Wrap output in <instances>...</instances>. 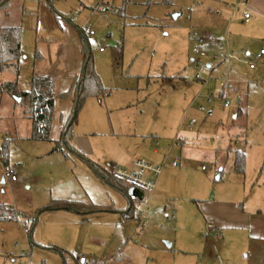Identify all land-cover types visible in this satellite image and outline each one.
I'll return each instance as SVG.
<instances>
[{"label": "rangeland", "instance_id": "obj_1", "mask_svg": "<svg viewBox=\"0 0 264 264\" xmlns=\"http://www.w3.org/2000/svg\"><path fill=\"white\" fill-rule=\"evenodd\" d=\"M241 1L11 2L8 21L21 24V56L17 76L0 71V84L16 80L18 90L27 91L33 74L50 75L58 96L79 73L85 47L105 94L84 99L70 145L106 168L131 173V164L142 162L160 173L143 175L155 187L140 222L141 208L132 220L103 213L86 217L82 226L73 215L42 211L51 200L92 201L119 211L128 201L97 181L76 155L64 148L66 155L53 152L73 107L72 93L55 99L50 141L29 139L30 123L19 106L0 97V146L8 140L7 160L17 176L11 184H1L0 176V204L16 215L0 221V264H76V256L101 264L121 249L130 264H196L210 232L208 211L215 209L246 220L244 227L229 222L219 230L227 246L218 258L231 263L250 252L259 262L264 256V58L254 62L258 51L229 50L227 42L236 34L222 16L209 13ZM85 27L94 35H84ZM192 61L200 66L194 68ZM238 108L243 116L235 118ZM190 120L195 122L189 129ZM237 150L245 153L243 175L233 170ZM93 236L104 242L92 246Z\"/></svg>", "mask_w": 264, "mask_h": 264}, {"label": "trees", "instance_id": "obj_2", "mask_svg": "<svg viewBox=\"0 0 264 264\" xmlns=\"http://www.w3.org/2000/svg\"><path fill=\"white\" fill-rule=\"evenodd\" d=\"M12 1L13 0H0V71L11 70L15 72L17 76L19 69L18 64L21 56L22 27L18 22L11 23L8 21L9 14L7 10ZM81 55L80 71L78 74L72 76L71 84L67 92H62L58 96L55 95L54 80L50 75L33 74L27 91H19L16 80L1 83L0 97H9L13 101L14 106H19L21 116L30 123L29 139L35 141H50V128L53 119L55 99H65L72 93L73 107L68 118L59 128V136L58 140L54 141L53 152H60L66 155L65 151L62 149L64 148L71 154L76 155L83 160L102 181L113 185L127 196L128 186L123 180L116 178L110 170L104 169L98 163L85 158L70 145V139L73 137L72 129L84 99L88 97L98 98L105 94V90L95 73L90 52L85 47H82ZM35 57L40 58L37 54ZM234 115L236 118L243 116L242 109L238 108ZM8 150L9 142L5 139L0 146V156L7 158ZM244 165L245 153L237 150L233 162L234 172L238 175H243ZM97 210L98 207L90 202L74 200H51L50 203L42 209V211H68L80 215H87ZM134 210L135 207L129 201L126 216H132ZM15 219V211L10 206L0 204V221H12ZM132 219H134V216H132ZM32 223L34 224V222Z\"/></svg>", "mask_w": 264, "mask_h": 264}, {"label": "crops", "instance_id": "obj_3", "mask_svg": "<svg viewBox=\"0 0 264 264\" xmlns=\"http://www.w3.org/2000/svg\"><path fill=\"white\" fill-rule=\"evenodd\" d=\"M220 10H221L220 11L221 13L218 16H220V17L222 16L224 18V20H226V21H224V20L223 21L225 23H227V28L229 30L231 29L232 31H234V33L237 36V37H234L233 40H231V43H230V41L227 42V47H228V45L230 46L229 50L234 49L236 52H237V50L239 52L241 50H245L247 52L246 55L250 54L249 53L250 50H252L254 52L258 51L254 56V62L263 59L264 54L258 59L256 57L260 53V51L264 50V0H242L240 3L237 2V5L235 7L227 8V5H226L224 8H222ZM244 13L249 14V19L247 21L243 20ZM227 34H228V32H227ZM240 34H243L244 37L239 38ZM227 40L228 39L226 38V41ZM250 69H252V68H250ZM153 151H154V153H157L156 150H153ZM122 163H123V161L120 163L118 162L117 164L121 165ZM107 166L112 167L115 165L108 164ZM101 167H103L104 169H107V170H110V168H111V167L106 168L105 166H102V165H101ZM131 167H132V164H131ZM89 169L97 181H99L100 183H102L104 185H107L108 187H111L112 189H114V190L118 191L119 193H121L122 195H124L128 201V206H129L128 197L124 193H122V191H120L119 189H117L113 185L102 181L90 167H89ZM146 178L148 179L149 177L147 176ZM14 183H16V182H14ZM74 201H79V200H74ZM88 202L97 206L98 210L93 212V213H89L87 215H80V214L68 212V211H48V212L67 213V214L73 215L74 217H76L74 219H76V222L79 223V226H82L85 223L84 221L87 220V219H85L86 217L92 216V215L94 216V215H98V214H103V213H112L115 215L117 214L119 221L130 220L132 218L131 215L126 216L128 208L125 211L124 210L119 211L113 207H108V206L104 205L103 203H94L92 201H88ZM222 207H224V206H222ZM242 215L236 214V212H234V214L230 215L221 209H215L214 211H208V215L206 217L207 220H205V222H206L205 224H206V228L208 230H210V232L206 233V238H205V240H203L204 248H203L201 256L198 258V262L196 264H264V256H262V258L259 260L258 263H254L252 261V259L250 258L251 257L250 252L248 253V255H246L247 259H245V260L233 259L231 261V263L230 262L226 263L224 259H219L217 256L218 254L220 256H222L223 250L226 249V246H227V244L225 243L226 235L225 236L223 235L225 237L223 239L219 230L228 226V224H230L229 222H233L235 224L233 226H236V227L246 226V220H245L244 216H242ZM95 217H99V216H95ZM96 219L99 221L98 224H101L100 220L102 218H96ZM35 223L36 222L34 220V224ZM209 226H211L212 228H210ZM247 226H250V225L247 224ZM216 235L219 237V239L215 238ZM100 241L101 240H99L95 236L90 238V244L92 246L98 245ZM103 242H104V240L101 241V243H103ZM225 244H226V246H225ZM122 252H123V249L119 250L116 254L121 256ZM74 261H75V258H74ZM187 262L188 261L185 260L183 262V264H186ZM187 264H193V262L187 263Z\"/></svg>", "mask_w": 264, "mask_h": 264}, {"label": "built area", "instance_id": "obj_4", "mask_svg": "<svg viewBox=\"0 0 264 264\" xmlns=\"http://www.w3.org/2000/svg\"><path fill=\"white\" fill-rule=\"evenodd\" d=\"M209 13H212L214 15H219L221 12L220 10H214V11H209ZM249 19V14L244 13L243 15V20L247 21ZM83 33L88 36H93L94 32L85 27L82 29ZM101 51V49H100ZM264 54V50L260 51V53L257 55V59L260 58ZM199 57H204V54L200 53ZM193 62V67L198 68L200 66L199 61H192ZM250 68L254 67V63L249 65ZM195 80H199V75H196ZM227 105V103L225 104ZM194 120H190L188 123V128L190 129L191 126L194 124ZM172 166H177V161L174 160L171 163ZM0 168H1V184L4 183H14L17 181V176L16 173L13 169L12 166L8 164L7 158H4L0 156ZM132 172L127 173L124 170H121L120 168H117L115 166H112L110 168V172L118 179L123 180L129 188H135L137 189L141 195L140 197H136L134 195H130L128 193V199L130 203L135 207V208H141V210H138V217L137 220L138 222L142 221L143 215L146 211H148V201H149V196L150 193L153 191L155 187V183L152 181L151 178H148L146 180H143V175L148 174L151 177L156 178V176L159 175L160 173V168L156 167L153 168L150 165H147L142 162H134L132 163ZM127 189V191H128ZM140 224V223H139ZM138 224V226H139ZM140 227V226H139ZM212 228L211 226H209ZM30 228L26 227L24 228V232L27 234L29 232ZM216 239H219V237L216 235ZM75 262L76 264H93L92 262H88L85 257L83 256H76L75 257ZM101 264H130L128 259L123 258L122 256L116 254L112 257H107Z\"/></svg>", "mask_w": 264, "mask_h": 264}, {"label": "water", "instance_id": "obj_5", "mask_svg": "<svg viewBox=\"0 0 264 264\" xmlns=\"http://www.w3.org/2000/svg\"><path fill=\"white\" fill-rule=\"evenodd\" d=\"M127 193L130 194V195H134L136 197H140V195H141V193L135 188H129Z\"/></svg>", "mask_w": 264, "mask_h": 264}]
</instances>
